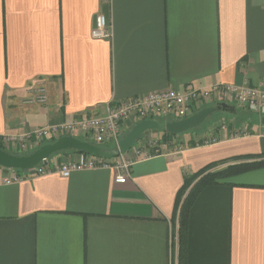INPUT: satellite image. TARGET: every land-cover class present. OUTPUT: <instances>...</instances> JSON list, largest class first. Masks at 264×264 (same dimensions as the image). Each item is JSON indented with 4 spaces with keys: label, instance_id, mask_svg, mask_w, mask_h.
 <instances>
[{
    "label": "crops",
    "instance_id": "obj_1",
    "mask_svg": "<svg viewBox=\"0 0 264 264\" xmlns=\"http://www.w3.org/2000/svg\"><path fill=\"white\" fill-rule=\"evenodd\" d=\"M98 14L112 27L109 39L91 37ZM260 82L264 0H0V135L102 115L150 92ZM37 84L46 103L25 104ZM225 104L205 107L222 116L186 140L166 130L174 117L125 122L119 142L141 122L158 125L126 152L148 138L180 149L153 150L123 184L112 170L64 178L0 167V264H170L185 176L237 156L264 160V125L239 121L241 107ZM241 109L264 118V108ZM209 131L218 143L196 146ZM88 143L104 158L118 150ZM68 152L76 157H54ZM16 174L25 177L5 183ZM185 226L182 264H264V166L202 188Z\"/></svg>",
    "mask_w": 264,
    "mask_h": 264
},
{
    "label": "built area",
    "instance_id": "obj_2",
    "mask_svg": "<svg viewBox=\"0 0 264 264\" xmlns=\"http://www.w3.org/2000/svg\"><path fill=\"white\" fill-rule=\"evenodd\" d=\"M112 36V27L103 14L95 16L91 37L94 39H109ZM33 99L24 101L25 104H45L47 100L46 88L36 85L32 89ZM232 101L238 107L247 110L264 108V82L251 87L248 85H234L227 83H214L197 88L168 89L164 91L150 92L144 95H136L119 101L117 104H108L104 114L80 117L72 121L48 124L32 130H26L18 134L0 135V149L13 154H30L47 142H54L62 137H72L80 141L90 139L98 146L115 144L117 146L123 124L129 121H141L152 118L174 117L183 120L209 105H219ZM227 128L225 122L218 125L219 131ZM237 136V134H234ZM196 139V138H195ZM218 143L213 131L207 132L203 141L196 139V146L212 145ZM180 145L172 139L148 138L138 141L129 152L119 149L112 158H104L99 155L76 152L72 158L68 152L64 158L48 156L43 158L30 170L23 171L25 176H44L56 173L67 178L76 171L87 170H112L116 177V184L125 183L130 176L132 165L138 161L150 158L153 150L164 149ZM16 174L13 179H5V183L21 181L25 177ZM170 264H178L177 260V235H171Z\"/></svg>",
    "mask_w": 264,
    "mask_h": 264
},
{
    "label": "water",
    "instance_id": "obj_3",
    "mask_svg": "<svg viewBox=\"0 0 264 264\" xmlns=\"http://www.w3.org/2000/svg\"><path fill=\"white\" fill-rule=\"evenodd\" d=\"M217 107V109H228L230 106L223 103L219 104ZM213 111V107L201 109L194 115L184 120L167 124L166 130L169 133L176 135L190 129H194L195 127L199 126ZM261 123L264 125V118H262ZM148 131L156 133L158 131V125L155 122L149 121L137 124L124 140L118 142V149L122 152H126L131 147V144L137 138H139L142 133L146 135L149 133ZM111 145L113 148L116 147L115 144ZM67 150L92 155H101L99 148L89 144L87 141H80L72 137H62L56 140L54 143L42 145L33 153L27 155L13 154L0 149V167L4 168L5 171L10 169L21 171L30 170V174H33V167L37 165L43 158H47L48 156Z\"/></svg>",
    "mask_w": 264,
    "mask_h": 264
},
{
    "label": "trees",
    "instance_id": "obj_4",
    "mask_svg": "<svg viewBox=\"0 0 264 264\" xmlns=\"http://www.w3.org/2000/svg\"><path fill=\"white\" fill-rule=\"evenodd\" d=\"M256 158H259V157H256ZM245 159H248V157L247 156H245V157L237 156V157H233L232 159H230L228 161L214 162V163L206 165L205 167H203L202 169H200L196 173H193L190 176H185L183 188L180 192L179 197H181L185 193L186 190L189 189V191L187 192L183 202H181L180 211H179V215H178V228H177V234H176L177 235V260H178V264H182V262H183L184 236H185V231H186L185 224H186V214H187V208H188L189 201L202 188H204L207 185L215 184L218 181L226 179L229 176H233V175H236V174H239L242 172L254 170L256 168L264 166V160H254V161H250V162L249 161L248 162H241ZM253 159H255V158H253ZM226 162H236V163L227 165L223 169L213 170L214 168H216L219 165H222Z\"/></svg>",
    "mask_w": 264,
    "mask_h": 264
},
{
    "label": "rangeland",
    "instance_id": "obj_5",
    "mask_svg": "<svg viewBox=\"0 0 264 264\" xmlns=\"http://www.w3.org/2000/svg\"><path fill=\"white\" fill-rule=\"evenodd\" d=\"M238 108V107H237ZM238 111V120L242 121L245 120L246 122L250 123L252 122V124L256 125V124H260L261 121V116L256 114V113H252L249 111H243L241 108L237 109ZM222 115L220 114V112H214L210 117H208L203 123H201V125H199L198 127L194 128V129H190L188 131L182 132L180 134H178L177 136H181L183 140H186L187 138L191 137V135L194 132H198V130H202L207 124L213 122L214 120L217 121V119H219ZM238 121V123H239ZM160 124H163L164 121L160 120L159 121ZM55 142V141H54ZM52 142V143H54ZM34 151H31V153H33ZM54 155V154H53ZM52 155V156H53Z\"/></svg>",
    "mask_w": 264,
    "mask_h": 264
}]
</instances>
